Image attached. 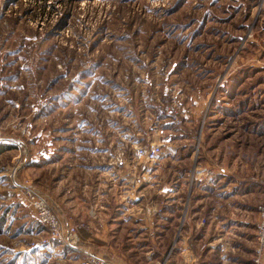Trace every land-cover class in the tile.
I'll return each instance as SVG.
<instances>
[{"label":"rangeland","instance_id":"obj_1","mask_svg":"<svg viewBox=\"0 0 264 264\" xmlns=\"http://www.w3.org/2000/svg\"><path fill=\"white\" fill-rule=\"evenodd\" d=\"M20 184L126 264H255L264 0H0V264H89Z\"/></svg>","mask_w":264,"mask_h":264},{"label":"built area","instance_id":"obj_2","mask_svg":"<svg viewBox=\"0 0 264 264\" xmlns=\"http://www.w3.org/2000/svg\"><path fill=\"white\" fill-rule=\"evenodd\" d=\"M163 148L161 145H141L135 148V156L144 158L146 162H155ZM120 159V161H122ZM25 195L29 206L35 211L37 221L45 226L51 235V239L60 240L62 243L83 253L89 264H126L114 255L100 252L83 245L80 238L79 228L83 224H74L65 214L63 208L49 194L32 184H20L17 186ZM95 213L92 212V216ZM46 240H44V243ZM258 256L255 264H264V205L260 207V217L258 222ZM47 243V242H46Z\"/></svg>","mask_w":264,"mask_h":264},{"label":"crops","instance_id":"obj_3","mask_svg":"<svg viewBox=\"0 0 264 264\" xmlns=\"http://www.w3.org/2000/svg\"><path fill=\"white\" fill-rule=\"evenodd\" d=\"M205 245L208 246L207 256H205L206 261L210 262V264H225L221 261L223 258V254L226 252V250L229 248L228 244L226 243L228 240L235 241V239L232 237H228L229 232H225V230L220 231V233L216 232L215 230H212L211 228L207 229L205 231ZM219 255V257H217ZM188 263L191 264V261H195L196 258L193 255L189 256ZM118 260L124 262L120 259V257L115 256ZM125 263V262H124Z\"/></svg>","mask_w":264,"mask_h":264}]
</instances>
